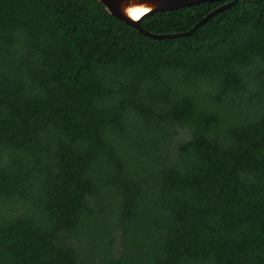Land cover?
Masks as SVG:
<instances>
[{
	"label": "trees",
	"instance_id": "16d2710c",
	"mask_svg": "<svg viewBox=\"0 0 264 264\" xmlns=\"http://www.w3.org/2000/svg\"><path fill=\"white\" fill-rule=\"evenodd\" d=\"M0 264H264V0H0Z\"/></svg>",
	"mask_w": 264,
	"mask_h": 264
},
{
	"label": "water",
	"instance_id": "95a60500",
	"mask_svg": "<svg viewBox=\"0 0 264 264\" xmlns=\"http://www.w3.org/2000/svg\"><path fill=\"white\" fill-rule=\"evenodd\" d=\"M105 8V10L122 21L127 26L136 30L137 32L157 40L178 38L192 35L200 26L216 14L234 6L239 0H97ZM218 1H226L220 6L210 11L206 16L200 19L192 28L186 32L173 34H155L148 32L141 27V22L144 18L152 16L157 13L178 10L184 7H190L203 3H212ZM150 9L151 11L143 12V9ZM134 13H140L134 15Z\"/></svg>",
	"mask_w": 264,
	"mask_h": 264
},
{
	"label": "rangeland",
	"instance_id": "374dc122",
	"mask_svg": "<svg viewBox=\"0 0 264 264\" xmlns=\"http://www.w3.org/2000/svg\"><path fill=\"white\" fill-rule=\"evenodd\" d=\"M179 134H181V135H183V136H186V135H187V134L185 133V131H182V130L179 131ZM115 238L117 239V241H116V247H117V248H120V247H121V241H120V238H119V236H118V232L115 233Z\"/></svg>",
	"mask_w": 264,
	"mask_h": 264
},
{
	"label": "clouds",
	"instance_id": "9594fccd",
	"mask_svg": "<svg viewBox=\"0 0 264 264\" xmlns=\"http://www.w3.org/2000/svg\"><path fill=\"white\" fill-rule=\"evenodd\" d=\"M142 11L146 13V12H148V11H151V10H150V9H147V8H145V9H143ZM139 14H140V13H134V15H139Z\"/></svg>",
	"mask_w": 264,
	"mask_h": 264
}]
</instances>
